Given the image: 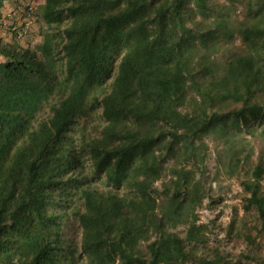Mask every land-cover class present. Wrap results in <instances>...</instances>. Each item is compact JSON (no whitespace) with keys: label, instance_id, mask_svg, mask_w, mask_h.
<instances>
[{"label":"trees","instance_id":"trees-1","mask_svg":"<svg viewBox=\"0 0 264 264\" xmlns=\"http://www.w3.org/2000/svg\"><path fill=\"white\" fill-rule=\"evenodd\" d=\"M36 20L35 43L0 36V264H218L186 245L204 138L264 227V0H42Z\"/></svg>","mask_w":264,"mask_h":264},{"label":"rangeland","instance_id":"rangeland-1","mask_svg":"<svg viewBox=\"0 0 264 264\" xmlns=\"http://www.w3.org/2000/svg\"><path fill=\"white\" fill-rule=\"evenodd\" d=\"M36 23L35 19L28 27L29 30L31 29L32 36L29 40L32 43L40 38L39 28L33 29ZM3 30L6 41L12 42V35L8 29L1 26L0 32ZM47 114L48 108L45 107L40 115ZM204 141L208 143L210 153L204 163L195 167V174L196 177L201 178L205 194L200 206H195L194 210L196 215L194 224L198 228L197 237L186 245L193 248L197 255L206 259H216L218 264H264V227L255 208L245 207L247 194L240 184L246 170L244 168L237 176L228 177L221 168L216 167L214 145L206 138ZM257 148L256 143L253 159L256 158ZM261 183L264 185V175ZM155 186L156 194L160 195L162 189L160 181H157ZM187 228L188 223H181L172 230L184 237ZM79 230L77 221L72 215L68 216L64 225L65 236L76 243Z\"/></svg>","mask_w":264,"mask_h":264},{"label":"built area","instance_id":"built-area-1","mask_svg":"<svg viewBox=\"0 0 264 264\" xmlns=\"http://www.w3.org/2000/svg\"><path fill=\"white\" fill-rule=\"evenodd\" d=\"M36 8L34 0H15L13 8L7 12L2 24L13 30L16 38H21L32 21L36 19Z\"/></svg>","mask_w":264,"mask_h":264},{"label":"crops","instance_id":"crops-1","mask_svg":"<svg viewBox=\"0 0 264 264\" xmlns=\"http://www.w3.org/2000/svg\"><path fill=\"white\" fill-rule=\"evenodd\" d=\"M42 0H34V2H35V4H36V6L41 2ZM14 4H15V0H7L5 3H4V5H3V7H2V16H3V19H4V17H5V15L7 14V12H9L12 8H13V6H14ZM2 27H4V28H6V29H8L7 27H6V25L5 24H3L2 25ZM40 27V23H38V21H37V23L34 25V27H33V29H38ZM31 30V29H30ZM30 30L28 29V30H26L25 31V33H24V35L27 33H29V35H25V36H22L21 38H14L13 36H11V38H12V42H16V43H19V44H21V46H26V44H30V38H31V34H30ZM9 31V30H8ZM0 36L3 38V40L4 41H6L7 40V38L5 37V31L3 30V31H1L0 32ZM9 36V35H8ZM7 36V37H8ZM26 37H28V39L26 38ZM39 37V36H38ZM32 43V42H31Z\"/></svg>","mask_w":264,"mask_h":264}]
</instances>
